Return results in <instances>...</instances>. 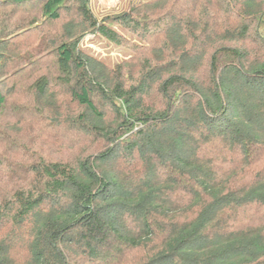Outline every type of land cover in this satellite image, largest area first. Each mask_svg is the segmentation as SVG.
<instances>
[{"label": "trees", "instance_id": "obj_1", "mask_svg": "<svg viewBox=\"0 0 264 264\" xmlns=\"http://www.w3.org/2000/svg\"><path fill=\"white\" fill-rule=\"evenodd\" d=\"M129 11L0 0V264H264V0Z\"/></svg>", "mask_w": 264, "mask_h": 264}, {"label": "rangeland", "instance_id": "obj_2", "mask_svg": "<svg viewBox=\"0 0 264 264\" xmlns=\"http://www.w3.org/2000/svg\"><path fill=\"white\" fill-rule=\"evenodd\" d=\"M146 1L148 0H90V6L99 21L107 22L118 14L131 13L130 8L139 6ZM113 26L127 38L137 40L118 24L115 23ZM81 46L84 50L90 51L112 66L132 55L130 48L115 44L97 32L87 33L81 40Z\"/></svg>", "mask_w": 264, "mask_h": 264}]
</instances>
